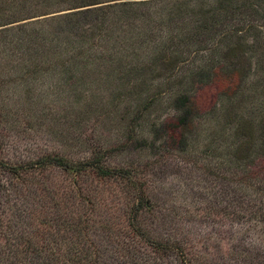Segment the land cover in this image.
<instances>
[{"label":"rangeland","instance_id":"1","mask_svg":"<svg viewBox=\"0 0 264 264\" xmlns=\"http://www.w3.org/2000/svg\"><path fill=\"white\" fill-rule=\"evenodd\" d=\"M84 73L87 78L67 80L69 85L59 82L68 75L60 67L17 80L16 86L0 84V155L20 162L55 151L74 162L99 154L98 148L106 152L104 163L124 167L137 185L93 169L75 173L57 167L29 173L22 182L12 179L33 190L21 205L25 216L34 210L33 229L42 228L41 216L85 221L99 245L98 264H264V179L252 173L254 164H264V154L253 151L252 162L236 165L230 153L233 132L223 128V118L194 120L184 136L168 88H161V99L142 122L132 125L131 113L123 116L130 98L121 97L113 112L112 93L121 87L112 84L109 90L98 74ZM227 83L221 75L217 84L200 88L198 111L215 105ZM210 131L216 132L213 139ZM10 179L0 175L2 183ZM140 184L146 202L134 217ZM47 238L48 231L35 237L39 243ZM161 242L180 243L187 253L162 255Z\"/></svg>","mask_w":264,"mask_h":264},{"label":"trees","instance_id":"2","mask_svg":"<svg viewBox=\"0 0 264 264\" xmlns=\"http://www.w3.org/2000/svg\"><path fill=\"white\" fill-rule=\"evenodd\" d=\"M0 58L6 59H0V84L6 86L59 67L68 73L61 84L87 78L84 72L98 74L107 89L121 87L111 92L113 112L119 111L121 97L130 98L123 116L131 113L132 125L142 122L161 99V88H168L184 136L194 120L219 123L223 118V128L233 132L230 153L236 165L252 162L253 151L264 154V0H0ZM221 75L228 83L216 94L219 106L199 112L196 93L217 84ZM215 133L210 131V139ZM96 150L100 155L74 162L55 151L20 162L0 155V175L11 178L0 181V264L100 263L99 245L83 219L74 224L41 216L42 228L33 229L34 210L21 213L33 190L12 181L57 167L75 173L93 169L137 185L127 169L108 166L102 161L106 152ZM254 166L253 175L264 179V164ZM140 185L134 217L146 202ZM24 221L28 224L20 226ZM47 231V240L39 243L35 237ZM169 251L187 253L180 243L161 242V254Z\"/></svg>","mask_w":264,"mask_h":264}]
</instances>
